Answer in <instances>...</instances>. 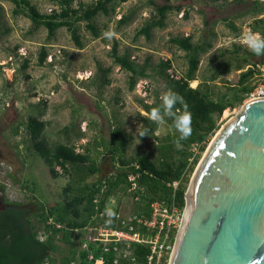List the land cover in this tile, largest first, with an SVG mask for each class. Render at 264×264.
<instances>
[{"label":"rangeland","instance_id":"1","mask_svg":"<svg viewBox=\"0 0 264 264\" xmlns=\"http://www.w3.org/2000/svg\"><path fill=\"white\" fill-rule=\"evenodd\" d=\"M92 1L76 0L73 5ZM151 1L126 0L117 4L110 15L97 16L93 22L100 30L98 38L91 35L85 23H79L83 46L77 48L66 28H60L54 38L48 39L44 27L34 29L27 17L13 15L11 2L0 0V208L5 202L27 205L30 202V221L37 225L38 233L43 228L34 215L35 204H42L45 209L63 210L66 202L76 194L73 189L65 195L63 189L77 185L69 175L54 178L50 174L33 148L27 131L30 118L46 123L43 140L50 148L65 144L74 146L77 152L87 150L92 158H96V141L108 145L111 132L117 128L125 135L124 158L156 160L160 140L171 129L164 121L163 124L156 123L154 134L146 139L139 135L145 128L142 118L147 116L143 103L163 105L165 95L164 82L152 68L169 60L171 66L166 72L175 79L181 78L188 68L186 52L169 40L191 37L192 42L198 43L211 28L214 33L209 37L211 47L199 54L196 82L193 84L191 81L189 85L196 88L206 83L214 97L227 94L231 98L241 87L238 85L241 70H236L235 66L240 58L253 53L245 42L246 34L264 38V26L258 21L264 19V12L237 17L241 7L235 5L234 0H170L181 9L168 12L164 26L154 28L147 39L138 35V31L155 13ZM153 1L158 4L166 2ZM30 2L44 14L58 9L49 0ZM261 2L264 6V0ZM123 15H130L131 20L118 27ZM224 18H229L238 30L233 31ZM205 19L210 25L206 29ZM115 44L119 54H128L137 64L143 65L148 60L146 72L149 76L139 78L133 90L129 89L130 73L114 64L110 56ZM237 46L240 47L238 50ZM43 47L47 57L44 64L39 65ZM215 74L217 78L211 80ZM253 80L248 79L244 86L252 85ZM242 105L226 109V114L223 112L217 121L219 129L206 144L199 161L215 135ZM181 148V145L174 147ZM172 155L180 157L178 153L173 152ZM198 163L189 176L188 185ZM101 169L102 173L88 176L86 180L91 182L106 176L111 169L110 164L106 162ZM114 204L124 216L138 208L131 195L116 198ZM60 245V255L66 256L69 246Z\"/></svg>","mask_w":264,"mask_h":264},{"label":"trees","instance_id":"2","mask_svg":"<svg viewBox=\"0 0 264 264\" xmlns=\"http://www.w3.org/2000/svg\"><path fill=\"white\" fill-rule=\"evenodd\" d=\"M9 1L14 5L13 15H23L33 24L34 29L44 27L47 31V38L55 37L57 30L66 28L70 33L71 39L77 48H82L83 43L79 34V23H85V28L94 38L100 35L99 28L93 20L99 15H110L114 12L117 4L126 0H94L90 3L78 2L76 0H49L58 6L49 14L39 12L30 0H3ZM163 4H158L153 0L150 2L155 9V13L145 22L138 31V35H144L147 39L151 37L154 28H162L164 19L168 12L177 10L181 7L174 5L170 0H165ZM234 4L241 7L237 17L247 14H262L264 6L261 0H234ZM131 20L130 15H123L118 21V27L127 24ZM227 25L237 31L238 28L229 18H224ZM264 26V19L258 20ZM205 29L208 28V20L203 21ZM214 33L211 28L207 36L198 43L191 41V37H173L169 41L178 49L186 52L188 68L185 74L175 79L166 70L170 68L169 60L161 61L152 70L162 78L164 82L165 94L168 91L178 93L186 104L191 114L192 134L186 140L179 141L181 149H174L179 133L173 127L172 117L165 116L164 121L168 123L171 131L166 137L160 140L158 146L159 157L151 160L147 157H138L127 160L123 154L125 151V135L119 130L111 132L108 145L96 141L95 155L92 158L89 151L77 152L74 146L57 144L50 148L43 140V130L46 126L44 121L37 118H30L27 124V131L33 141V148L40 156L45 165L49 168L50 174L56 178L60 175H69L76 183L63 189L65 195L73 189L76 191L70 200L66 202L63 210L58 208L45 209L42 204H35L37 209L34 215L37 222L41 223V228H46L49 232L47 238L41 242L37 239V225L30 221L31 209L29 204L4 203L0 208V264H88L86 256L88 252L80 250V240L74 234V229L83 228L92 223V216L95 212L104 210L107 202L122 195H131L138 205L135 214L149 218L151 215L150 205L154 202H164L166 205L174 202L180 209L185 207V193L187 191L189 176L197 165L200 154L206 148V144L217 132L219 126L218 119L224 110L234 108L236 105L243 104L247 98L252 85L244 86V83L254 78V70L251 67L255 63L264 60L262 55L257 56L250 53L240 58V62L235 66L236 70H241L238 85L231 98L227 94H219L214 97V92L208 84H199L196 88L190 87L189 83L196 80V73L199 69V54L211 47L210 38ZM264 36V33H263ZM240 47L237 46L236 50ZM113 63L122 70L130 73L129 89L133 90L139 78H146L148 60L145 64H137L131 60L128 54H119L115 44L110 53ZM47 57V51L43 47L40 52L38 64L43 65ZM254 58V59H253ZM26 67V64H24ZM244 67V68H243ZM228 72V68L226 69ZM213 75L211 80L216 79ZM106 80H104V83ZM161 103H143V109L147 116L143 117L145 129L148 135H153L156 123L151 120V110L161 108ZM183 105L177 104L174 111H183ZM142 131V132H143ZM148 135L142 137L146 139ZM199 144L200 153L192 157L191 146ZM180 154L179 158H174L172 153ZM110 164V171L106 176L88 182V176H96L102 173L101 167L105 163ZM60 171V172H59ZM134 176V181L140 190L128 192L130 187L129 176ZM178 181L179 184L174 189L172 184ZM82 207L83 209H81ZM116 212L117 206L112 208ZM69 216L71 218H69ZM52 218L61 228L47 227L46 222ZM69 246L66 256L61 254V245ZM93 261L104 258V264H112L113 254H102V250L94 249ZM148 248L139 244L132 245V256L137 264L145 261ZM60 255V256H59ZM79 256V258H77ZM59 257V258H58Z\"/></svg>","mask_w":264,"mask_h":264},{"label":"water","instance_id":"3","mask_svg":"<svg viewBox=\"0 0 264 264\" xmlns=\"http://www.w3.org/2000/svg\"><path fill=\"white\" fill-rule=\"evenodd\" d=\"M168 264H264V97L243 102L199 161Z\"/></svg>","mask_w":264,"mask_h":264},{"label":"built area","instance_id":"4","mask_svg":"<svg viewBox=\"0 0 264 264\" xmlns=\"http://www.w3.org/2000/svg\"><path fill=\"white\" fill-rule=\"evenodd\" d=\"M248 67L254 70V80L245 100L262 98L264 97V60L247 66L245 69ZM199 148V144L191 146L190 162L195 155L200 153ZM134 178L132 175L129 176L128 192L140 190ZM178 184V181L172 184L174 189ZM133 199L137 200L138 197ZM114 203L115 199H110L104 210L95 212L91 224L73 231L81 241L80 250L88 252L86 256L88 264H104L103 257L93 261V251L90 250V245H93L94 249L102 250V254H113L112 264H137L132 256V245L134 244L148 248L145 261L141 264H168L182 224L184 208L180 209L174 202L167 205L164 202H154L150 205V217L145 218L135 213L124 216L120 210L114 212L112 209L116 207ZM109 212L112 215H109ZM46 224L50 228H61V225L52 218L47 220ZM48 234L46 228H43L38 233L37 239L43 242ZM43 264H48V262L45 261Z\"/></svg>","mask_w":264,"mask_h":264},{"label":"clouds","instance_id":"5","mask_svg":"<svg viewBox=\"0 0 264 264\" xmlns=\"http://www.w3.org/2000/svg\"><path fill=\"white\" fill-rule=\"evenodd\" d=\"M106 36L110 37V34L105 33ZM245 42L247 43L249 49L257 56L264 54V38L253 35L251 33L246 34ZM177 104L183 105L182 112H175L174 108ZM172 117L173 127L176 132L179 133L178 140L176 141V146L180 147L179 141L188 139L192 134L191 127V114L187 109L186 104H184L183 98L173 91H168L163 96V106L161 108H153L151 110V120L157 124L164 123V117ZM148 129L139 133L140 137L148 135ZM112 215L111 212L108 213Z\"/></svg>","mask_w":264,"mask_h":264},{"label":"bare ground","instance_id":"6","mask_svg":"<svg viewBox=\"0 0 264 264\" xmlns=\"http://www.w3.org/2000/svg\"><path fill=\"white\" fill-rule=\"evenodd\" d=\"M196 81H192L193 84H195ZM228 110H225L224 113L226 114ZM188 206H189V200H188Z\"/></svg>","mask_w":264,"mask_h":264}]
</instances>
